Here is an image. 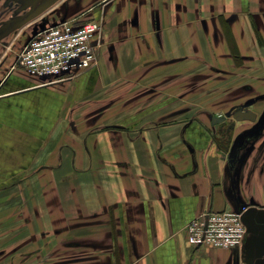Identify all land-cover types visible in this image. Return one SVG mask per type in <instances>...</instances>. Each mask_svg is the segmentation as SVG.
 I'll list each match as a JSON object with an SVG mask.
<instances>
[{"label":"crops","instance_id":"1","mask_svg":"<svg viewBox=\"0 0 264 264\" xmlns=\"http://www.w3.org/2000/svg\"><path fill=\"white\" fill-rule=\"evenodd\" d=\"M47 1L16 0L28 16L0 25V248L71 232L57 243L67 252L40 262L234 264L243 244L193 246L187 225L239 204L263 210L264 168L248 178L247 159L235 174L230 151L166 104L207 63L234 70V49L263 69L264 0H111L104 15L103 0H77L56 18L67 0ZM86 9L105 20L97 66L57 80L16 63L26 32L85 21Z\"/></svg>","mask_w":264,"mask_h":264},{"label":"flooded vegetation","instance_id":"2","mask_svg":"<svg viewBox=\"0 0 264 264\" xmlns=\"http://www.w3.org/2000/svg\"><path fill=\"white\" fill-rule=\"evenodd\" d=\"M72 2L76 3L78 1H64L60 4L57 13L50 16L56 18L64 14L65 17V14L72 8ZM110 2L111 0H103V15ZM21 5L16 0H0V25L12 16H28L29 12L21 10ZM63 7H65V11L62 9ZM80 15H84L86 20L94 19L90 18L91 13L88 9L78 14V16ZM102 22L98 53L101 52L105 43V20L102 19ZM257 31L259 30L257 29ZM32 35V32H26V36L29 38ZM234 50L232 55L235 64L234 70L222 69L207 63V71L202 73L192 72L189 88L193 87L194 84L198 85V81L201 88H207L209 79L213 78L209 76L208 72L214 73L216 76L212 81L223 85L228 82V79H237L231 89L221 92L218 98L215 97L217 107L220 109L215 111L210 105L200 107L201 113L206 114L207 122L200 121L201 118L193 116L187 118V120H198L210 132L213 142L217 146L230 151L231 156L236 161L235 174L239 173L245 160L248 159L250 164L247 166V174L250 178L251 173L261 160V169L264 168V130H262L264 122L260 123L261 119H264V66L263 69L261 68L262 70H259L245 64L246 57L240 54L237 49ZM207 96L204 99L208 102ZM262 107L263 112L258 110ZM249 116H251L250 119H246ZM172 121H178V119ZM240 124L242 127L239 126ZM243 125H246V127H243ZM257 127H259V130L255 131ZM238 210H243L246 216L249 217V226L242 249L236 250L234 264H264V209H253L247 204H239ZM15 254L9 252L7 254L6 248H0V258L9 255L13 261ZM26 255L31 256L30 253H23L20 257L28 258Z\"/></svg>","mask_w":264,"mask_h":264},{"label":"built area","instance_id":"3","mask_svg":"<svg viewBox=\"0 0 264 264\" xmlns=\"http://www.w3.org/2000/svg\"><path fill=\"white\" fill-rule=\"evenodd\" d=\"M102 23V19H70L49 25L28 39L16 63L33 76L76 78L97 66ZM243 213L211 210L199 214L187 225L190 243L196 247L238 248L247 233Z\"/></svg>","mask_w":264,"mask_h":264},{"label":"rangeland","instance_id":"4","mask_svg":"<svg viewBox=\"0 0 264 264\" xmlns=\"http://www.w3.org/2000/svg\"><path fill=\"white\" fill-rule=\"evenodd\" d=\"M62 9L64 11L66 10L65 7H63ZM208 74L209 76H212L213 78L209 79V82L207 83V86H208L207 88H201L199 81H198V85L194 84L193 87L191 88L189 87L184 88L182 86H178L175 88L176 89L175 95L172 97H169L170 102H167L168 104L166 105H169L168 109H171V110L173 109V112H175L176 119L179 120L181 117H186V116H189V117L193 116V117L200 118V116H203L201 114L200 107L206 106V105L212 106L215 109V111L220 109L219 107H217V102H215V97L218 98V95L221 92L231 89L234 86L235 80L237 78L228 79V82L224 83L223 85L222 83L219 84L215 81H212L216 77L214 73L208 72ZM205 96H207L208 102L205 101L204 99ZM258 110L262 111L263 107ZM250 117L251 116H249V118H246V119H250ZM205 120L207 122V119H203V118L200 119V121H205ZM165 121H168V120H165ZM261 122H264V119H261L260 123ZM239 126L242 127L241 124ZM243 127H246V125H243ZM257 130H259V127H257L255 131ZM262 130H264V127L262 128ZM261 163H262V160H261ZM33 233H36V232L33 231ZM34 235L36 236L37 234H34ZM70 235H71V232L66 233V235H65V232L59 235H56L55 232H48L47 238L45 236H44L45 238L42 237V239L39 238L40 236H38V238H35L37 240L36 241L37 244H30L26 247L21 245L20 243H18L17 245L15 244L16 246L14 248L13 246L9 247V250L12 253H16L14 256V263H9V264H45V263L40 262L42 257L39 259L38 256L40 254L42 255L47 254L48 256H51V255L54 256L55 250L57 249V247H59L60 251L64 250L67 252L66 246H61V245L57 246V243L61 244L60 241L62 240H63L62 242L68 241L66 239L71 240ZM57 239H60V240L56 241ZM44 244H46V246H44ZM71 249L72 247L70 246L68 250H71ZM23 253L25 254L30 253L31 256L26 255L28 258L20 257L21 255H23ZM0 260H2L0 261V264H8L7 258L3 257V258H0ZM10 260H12V258H10ZM54 262H55V259L53 258L51 263L49 264H54Z\"/></svg>","mask_w":264,"mask_h":264},{"label":"water","instance_id":"5","mask_svg":"<svg viewBox=\"0 0 264 264\" xmlns=\"http://www.w3.org/2000/svg\"><path fill=\"white\" fill-rule=\"evenodd\" d=\"M56 0H48L47 1V4L45 5V7H49V6H51L52 4H53V2H55ZM61 22H63V21H61ZM58 23V22H57ZM57 23H54V24H51V25H56ZM50 25V26H51ZM46 27H43L41 30H44ZM39 32V31H38ZM38 32H34L33 33V35H35V34H37ZM39 77H41V78H53V77H51V76H46V75H44V76H39ZM237 211V210H236ZM242 219H243V221H244V223L246 224V226H247V230H248V226H249V221H248V219H247V216H246V213L244 212L243 213V215H242ZM236 249V248H235Z\"/></svg>","mask_w":264,"mask_h":264},{"label":"trees","instance_id":"6","mask_svg":"<svg viewBox=\"0 0 264 264\" xmlns=\"http://www.w3.org/2000/svg\"><path fill=\"white\" fill-rule=\"evenodd\" d=\"M86 21H89V20H85V21H81V22H86Z\"/></svg>","mask_w":264,"mask_h":264}]
</instances>
